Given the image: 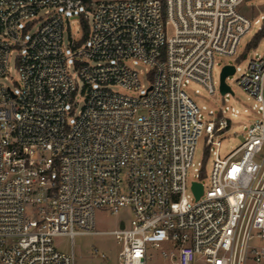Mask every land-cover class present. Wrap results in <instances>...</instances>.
Returning a JSON list of instances; mask_svg holds the SVG:
<instances>
[{"label": "built area", "instance_id": "built-area-1", "mask_svg": "<svg viewBox=\"0 0 264 264\" xmlns=\"http://www.w3.org/2000/svg\"><path fill=\"white\" fill-rule=\"evenodd\" d=\"M246 1L0 0V264H76L55 239L100 233L121 245L114 264H264V54L237 79L253 119L225 157L231 75L210 118L187 91L215 93L216 57L264 29ZM74 17L89 32L65 44ZM204 133L207 183L190 178ZM122 207L128 222L96 230L98 209Z\"/></svg>", "mask_w": 264, "mask_h": 264}, {"label": "rangeland", "instance_id": "rangeland-1", "mask_svg": "<svg viewBox=\"0 0 264 264\" xmlns=\"http://www.w3.org/2000/svg\"><path fill=\"white\" fill-rule=\"evenodd\" d=\"M101 0H88L87 7L89 8L92 2ZM246 11L253 19L260 18V15L264 13V0H247L243 6ZM89 19H92V15L89 12ZM71 28L67 29L64 34L65 44L74 38L79 40L83 35L84 30L78 17L72 19ZM260 24H254L252 30L244 36L241 41L239 53L240 58L235 60L229 56H217L216 64L213 71V76L216 81V92L211 94L205 87L197 82H191L187 86V91L192 96L194 101L200 106H206L205 115L208 116L209 110L218 112L219 108L224 104V97L219 88L220 75L223 65L226 63L236 64L241 67L235 74L227 78V82L231 85L234 96H230L228 105L234 106L240 110V114L232 116V120L235 123L232 129L220 137L221 146L219 153L222 157L230 154L236 147L243 142V133L245 131L244 126L247 125L253 118L250 112L245 110L252 106L253 100H251L248 94L237 84V79L246 70L250 59L255 58L259 55L264 54V37L261 41L253 47H249V42L258 32ZM38 24L35 26L34 30ZM71 52L72 49H67ZM139 69H145L146 65L142 62L136 64ZM12 76L18 78L17 72L14 69ZM11 83V81H7ZM151 83V79L142 75L141 76V91L147 88ZM80 85H83V81L80 80ZM114 90L124 93H136L134 91L126 90L122 87H112ZM198 90V92H196ZM83 101L80 99V104ZM214 162V155L209 151L205 133L200 136L197 142L194 166L190 170V178H196L197 170L201 175V180L204 183L209 181V175L211 173ZM131 218V212L128 207H122L117 213H112L110 210L98 209L96 211V230L99 231H110L118 227L120 221L125 220L128 222ZM55 244L58 248L70 252L73 251L76 257V264H114L117 262V255L121 249L120 243L116 240L115 236L108 233L100 234H80L76 235L73 239L68 236H62L55 239ZM249 264H252L250 262Z\"/></svg>", "mask_w": 264, "mask_h": 264}, {"label": "water", "instance_id": "water-1", "mask_svg": "<svg viewBox=\"0 0 264 264\" xmlns=\"http://www.w3.org/2000/svg\"><path fill=\"white\" fill-rule=\"evenodd\" d=\"M85 2H88V0H84ZM235 73V66L234 65H226L220 75V80H221V92L226 93L228 91H231V88L229 85L226 83V78L229 75H232ZM193 189L197 195V197L202 193L203 191V186L201 183H194Z\"/></svg>", "mask_w": 264, "mask_h": 264}, {"label": "trees", "instance_id": "trees-1", "mask_svg": "<svg viewBox=\"0 0 264 264\" xmlns=\"http://www.w3.org/2000/svg\"><path fill=\"white\" fill-rule=\"evenodd\" d=\"M83 26L85 33L87 34L89 32V23L87 19H83ZM263 37H264V29L255 34V36L252 38V40L249 43V47L256 46Z\"/></svg>", "mask_w": 264, "mask_h": 264}]
</instances>
